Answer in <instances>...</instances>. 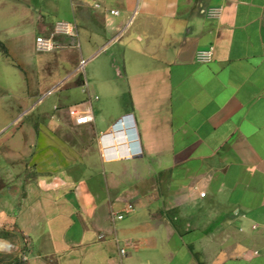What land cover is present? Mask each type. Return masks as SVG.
<instances>
[{"label":"crops","instance_id":"crops-1","mask_svg":"<svg viewBox=\"0 0 264 264\" xmlns=\"http://www.w3.org/2000/svg\"><path fill=\"white\" fill-rule=\"evenodd\" d=\"M2 68L0 230L31 259L264 264V0H0Z\"/></svg>","mask_w":264,"mask_h":264},{"label":"built area","instance_id":"built-area-1","mask_svg":"<svg viewBox=\"0 0 264 264\" xmlns=\"http://www.w3.org/2000/svg\"><path fill=\"white\" fill-rule=\"evenodd\" d=\"M95 7H100L99 3H95L94 5ZM112 13H117V10H111ZM36 42H37V48L39 50H50L54 47V44L51 42L50 39H46L43 37H37L36 38ZM212 50L213 47H211L210 49L203 51L200 55V57L202 59H210L212 56ZM87 63V60L84 58H81L79 61V68L81 70H84L85 64ZM87 82L85 83V86H87ZM95 98L97 99L98 96L95 95ZM68 114L69 116L73 119V122L76 125H80V124H85L88 122H91L94 120V115H93V111L91 109V107L87 104L84 103H79V104H75L69 107L68 109ZM205 192H201L200 195L201 196H205ZM134 210V205L132 203H128L126 204V206L124 207V209L119 212V213H115L113 215V217L115 219H123L127 214H129L130 212H132ZM126 254V248L125 247H120L119 248V257L117 260L114 261L113 264H122V259Z\"/></svg>","mask_w":264,"mask_h":264},{"label":"rangeland","instance_id":"rangeland-1","mask_svg":"<svg viewBox=\"0 0 264 264\" xmlns=\"http://www.w3.org/2000/svg\"><path fill=\"white\" fill-rule=\"evenodd\" d=\"M103 53V52H102ZM16 71L13 69H0V103L7 99L6 92L10 88L6 81L12 79ZM6 231L0 230V240L10 243V248L0 247V264H39L29 257L30 248L20 234H9L6 237Z\"/></svg>","mask_w":264,"mask_h":264},{"label":"bare ground","instance_id":"bare-ground-1","mask_svg":"<svg viewBox=\"0 0 264 264\" xmlns=\"http://www.w3.org/2000/svg\"><path fill=\"white\" fill-rule=\"evenodd\" d=\"M10 243H8V242H6V241H4V240H0V247H5V248H10Z\"/></svg>","mask_w":264,"mask_h":264},{"label":"trees","instance_id":"trees-1","mask_svg":"<svg viewBox=\"0 0 264 264\" xmlns=\"http://www.w3.org/2000/svg\"><path fill=\"white\" fill-rule=\"evenodd\" d=\"M8 235V233L6 232V236ZM6 236H2V237H6Z\"/></svg>","mask_w":264,"mask_h":264}]
</instances>
